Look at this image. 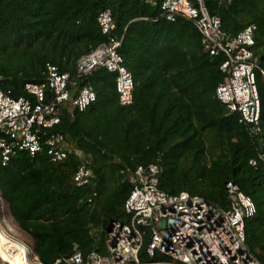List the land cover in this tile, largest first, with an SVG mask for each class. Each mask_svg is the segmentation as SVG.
Here are the masks:
<instances>
[{
  "label": "trees",
  "instance_id": "trees-1",
  "mask_svg": "<svg viewBox=\"0 0 264 264\" xmlns=\"http://www.w3.org/2000/svg\"><path fill=\"white\" fill-rule=\"evenodd\" d=\"M202 1L228 37L254 25V51L264 59V0ZM105 10L114 36L122 38L117 52L134 82L133 102L121 106L116 75L96 69L80 79L94 90V103L83 112H64L57 126L90 162L92 182L73 184L81 162L76 155L61 164L23 153L6 166L0 162V199L30 238L39 262L54 264L75 251L84 260L91 253L106 255L110 223L127 219L130 176L153 164L159 168V190L186 192L224 210L230 207L225 184L234 182L255 205V215L245 221V243L264 264L262 136L253 135L216 98L225 80L219 69L224 57L204 53L191 22L167 21L144 0H0L2 90L14 99L26 97L24 85L44 83L48 66L73 75L78 59L106 42L97 23ZM257 85L264 118L259 77ZM147 240L142 261L149 260Z\"/></svg>",
  "mask_w": 264,
  "mask_h": 264
},
{
  "label": "built area",
  "instance_id": "built-area-1",
  "mask_svg": "<svg viewBox=\"0 0 264 264\" xmlns=\"http://www.w3.org/2000/svg\"><path fill=\"white\" fill-rule=\"evenodd\" d=\"M159 8L167 21L191 22L200 35L204 53L222 55L220 71L225 80L216 88V98L229 115L261 135L264 167V118L257 77L264 82V59L254 51L256 27L249 25L233 37L221 29L218 16L210 15L202 0L196 6L188 0H144ZM229 4L231 0H218ZM97 23L106 42L80 57L73 75L48 66L45 82L26 83V97L14 99L1 88L0 77V162L6 166L18 154L30 158L45 156L52 164L70 155L81 158L73 177L77 187L89 185L94 177L90 162L57 130L64 112L85 111L96 94L81 78L103 68L116 75L115 91L121 106L133 102L134 82L118 55L121 39L114 36L115 24L108 10ZM251 165L256 161L251 160ZM159 168L139 166L130 176L133 189L124 202L127 219L112 221L107 231V254L91 253L85 260L78 251L54 264H260L245 243V221L256 208L232 181L225 184L230 207L224 210L203 198L182 192L169 195L158 189ZM95 196V194H93ZM90 202V200H88ZM148 261L139 254L144 248ZM158 257V260H152ZM0 264H41L31 243L21 239L18 226L0 199Z\"/></svg>",
  "mask_w": 264,
  "mask_h": 264
},
{
  "label": "rangeland",
  "instance_id": "rangeland-1",
  "mask_svg": "<svg viewBox=\"0 0 264 264\" xmlns=\"http://www.w3.org/2000/svg\"><path fill=\"white\" fill-rule=\"evenodd\" d=\"M194 6H196V5H194ZM261 54H262V56H264V51H262ZM18 233H19L21 239L25 240L28 243H32L30 238L26 234H24L19 228H18Z\"/></svg>",
  "mask_w": 264,
  "mask_h": 264
},
{
  "label": "water",
  "instance_id": "water-1",
  "mask_svg": "<svg viewBox=\"0 0 264 264\" xmlns=\"http://www.w3.org/2000/svg\"><path fill=\"white\" fill-rule=\"evenodd\" d=\"M110 230V225H109V227H108V231Z\"/></svg>",
  "mask_w": 264,
  "mask_h": 264
}]
</instances>
